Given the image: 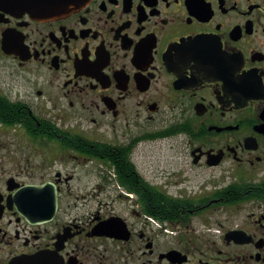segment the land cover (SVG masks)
<instances>
[{
  "label": "flooded vegetation",
  "instance_id": "1",
  "mask_svg": "<svg viewBox=\"0 0 264 264\" xmlns=\"http://www.w3.org/2000/svg\"><path fill=\"white\" fill-rule=\"evenodd\" d=\"M12 132L0 264H264V0H0Z\"/></svg>",
  "mask_w": 264,
  "mask_h": 264
},
{
  "label": "rangeland",
  "instance_id": "2",
  "mask_svg": "<svg viewBox=\"0 0 264 264\" xmlns=\"http://www.w3.org/2000/svg\"><path fill=\"white\" fill-rule=\"evenodd\" d=\"M0 143H6L7 145L0 148L1 159L13 160L14 158L20 161L22 165L34 166L43 158L41 154L34 150V147L29 146L26 139H20L14 132L10 134H1ZM11 160L8 161V164L12 163Z\"/></svg>",
  "mask_w": 264,
  "mask_h": 264
},
{
  "label": "trees",
  "instance_id": "3",
  "mask_svg": "<svg viewBox=\"0 0 264 264\" xmlns=\"http://www.w3.org/2000/svg\"><path fill=\"white\" fill-rule=\"evenodd\" d=\"M21 114H22V111H21L20 109H18L17 106H14L12 112H11L9 115H8V114H3V117H5L6 119H9V120H12V118L16 119V118L19 117ZM6 119H5V120H6ZM15 121H16V120H15ZM47 136H48V138H49V137H50V138H53V136H50V135H48V134H47Z\"/></svg>",
  "mask_w": 264,
  "mask_h": 264
},
{
  "label": "water",
  "instance_id": "4",
  "mask_svg": "<svg viewBox=\"0 0 264 264\" xmlns=\"http://www.w3.org/2000/svg\"><path fill=\"white\" fill-rule=\"evenodd\" d=\"M56 209V201H55V207H54V210ZM53 210V209H52ZM53 210V211H54ZM39 254H48V253H45V252H40ZM39 254H34V255H39ZM22 259L21 258H18L17 260H14L12 261L10 264H22Z\"/></svg>",
  "mask_w": 264,
  "mask_h": 264
}]
</instances>
